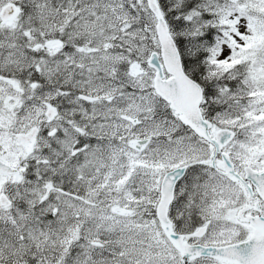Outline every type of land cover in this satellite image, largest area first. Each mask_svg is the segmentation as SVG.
Segmentation results:
<instances>
[{
  "label": "snow or ice",
  "instance_id": "snow-or-ice-1",
  "mask_svg": "<svg viewBox=\"0 0 264 264\" xmlns=\"http://www.w3.org/2000/svg\"><path fill=\"white\" fill-rule=\"evenodd\" d=\"M0 264H264V0H0Z\"/></svg>",
  "mask_w": 264,
  "mask_h": 264
}]
</instances>
